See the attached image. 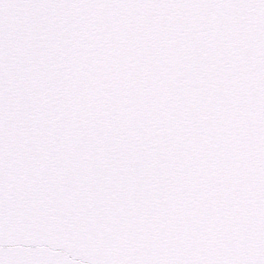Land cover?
<instances>
[{"label": "snow or ice", "instance_id": "snow-or-ice-1", "mask_svg": "<svg viewBox=\"0 0 264 264\" xmlns=\"http://www.w3.org/2000/svg\"><path fill=\"white\" fill-rule=\"evenodd\" d=\"M0 264H264V0H0Z\"/></svg>", "mask_w": 264, "mask_h": 264}]
</instances>
